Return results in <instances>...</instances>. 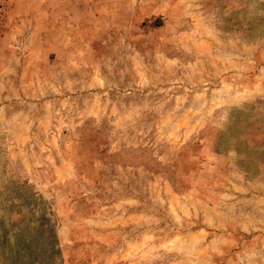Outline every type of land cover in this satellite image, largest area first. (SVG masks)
<instances>
[{"label":"rangeland","instance_id":"obj_1","mask_svg":"<svg viewBox=\"0 0 264 264\" xmlns=\"http://www.w3.org/2000/svg\"><path fill=\"white\" fill-rule=\"evenodd\" d=\"M0 264H264V0H0Z\"/></svg>","mask_w":264,"mask_h":264}]
</instances>
